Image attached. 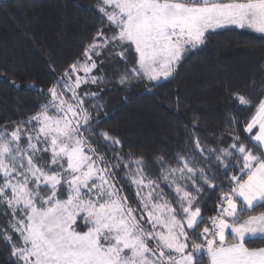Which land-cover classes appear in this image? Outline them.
<instances>
[{
  "label": "snow or ice",
  "instance_id": "snow-or-ice-1",
  "mask_svg": "<svg viewBox=\"0 0 264 264\" xmlns=\"http://www.w3.org/2000/svg\"><path fill=\"white\" fill-rule=\"evenodd\" d=\"M88 10L101 27L63 73L50 69L53 82L36 89L47 103L0 125V241L12 264H264V247L245 243L264 240V80L258 100L233 93L255 115L243 124L229 114L215 146L193 121L182 148L148 159L102 127L106 91L117 90L104 85L151 91L217 29L264 34V0H97ZM205 189L219 193L210 217Z\"/></svg>",
  "mask_w": 264,
  "mask_h": 264
},
{
  "label": "trees",
  "instance_id": "trees-1",
  "mask_svg": "<svg viewBox=\"0 0 264 264\" xmlns=\"http://www.w3.org/2000/svg\"><path fill=\"white\" fill-rule=\"evenodd\" d=\"M96 3L97 0H0V125L11 126L38 112V105L47 103L36 89L46 91L53 82L55 76L50 69L59 75L82 57L94 30L101 27L99 15L88 10ZM261 64L264 35L233 27L215 31L204 45L181 61L173 77L151 91H145L143 84H133L130 92L121 90L114 81L104 85L106 90H117L106 91L104 111L108 115L102 127L119 137L125 151L131 149L148 159L182 148L185 139H191L186 136V126H193V121L201 142L215 146L222 132L231 131L226 122L229 114L243 124L255 115V107L239 106L233 93L253 100L261 98L257 91L264 80ZM253 80L257 88L251 86ZM240 135L248 147L258 151L249 134ZM224 140L227 142L229 137ZM156 173L155 167L150 169L153 177ZM125 194L131 199L134 192L126 186ZM202 197V215H215L219 193L214 195L205 189ZM6 223L0 217V225ZM245 243L264 247L261 239ZM0 264H12L11 249L2 241Z\"/></svg>",
  "mask_w": 264,
  "mask_h": 264
},
{
  "label": "rangeland",
  "instance_id": "rangeland-1",
  "mask_svg": "<svg viewBox=\"0 0 264 264\" xmlns=\"http://www.w3.org/2000/svg\"><path fill=\"white\" fill-rule=\"evenodd\" d=\"M227 27H229V26H227ZM227 27H225V28H227ZM225 28H222V29H225ZM222 29H217L216 31H219V30H222ZM176 69H177V67H176ZM176 69H175V72H176ZM175 72H174V73H175ZM173 75H174V74H173ZM169 79H170V78H169ZM164 81H166V80H161L159 83L164 82ZM257 133H258V127L253 129V133H252L251 135H255V134H257Z\"/></svg>",
  "mask_w": 264,
  "mask_h": 264
},
{
  "label": "crops",
  "instance_id": "crops-1",
  "mask_svg": "<svg viewBox=\"0 0 264 264\" xmlns=\"http://www.w3.org/2000/svg\"><path fill=\"white\" fill-rule=\"evenodd\" d=\"M229 27L238 28V27H236V26H229ZM227 28H228V27H227ZM238 29H240V28H238ZM252 32H254V31H252ZM254 33H256V32H254ZM257 34H259V33H257ZM262 35H264V34H262ZM248 240H250V239H247V238H246V241H248ZM251 240H253V239H251ZM246 241H245V242H246ZM229 242H233L232 239H231V235H229Z\"/></svg>",
  "mask_w": 264,
  "mask_h": 264
}]
</instances>
